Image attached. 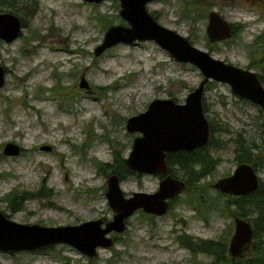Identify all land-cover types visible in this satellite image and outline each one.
<instances>
[{"label": "rangeland", "instance_id": "1", "mask_svg": "<svg viewBox=\"0 0 264 264\" xmlns=\"http://www.w3.org/2000/svg\"><path fill=\"white\" fill-rule=\"evenodd\" d=\"M27 1L33 4L32 18L26 19L17 39L0 43V63L7 68L6 82L0 89V210L17 222L44 226L111 219L113 211L105 196L106 177L94 165L112 158L104 139L119 141L121 154L126 157L132 139L139 134L127 132L126 118L144 111L155 98H173L183 103L203 76L198 67L176 61L152 41L119 43L95 55L94 48L106 29L97 21L98 15L111 17L112 24L126 25L114 0ZM147 9L159 12L158 21L183 36L196 33L194 46L243 68L251 61L247 45L264 33V0H208V5L200 6L205 15L195 26L179 19L178 0L152 1ZM211 9L230 23L242 24L243 29L228 40L208 42L205 28ZM82 77L88 88L79 85ZM209 83L203 92L205 115L228 131L216 134L222 148L212 154L220 157L219 162L199 184H207L208 200L216 197L210 184L230 175L237 165L234 140L244 138L264 144V109L241 99L225 83ZM57 85L71 93L67 107L60 106L61 98L53 90ZM92 134L94 138L84 146L86 136ZM7 142L24 150L18 155H4L2 149ZM42 145L51 146L50 151L41 149ZM257 175L264 181V162ZM158 181L155 174H142L122 179L120 186L130 195L134 191L152 192ZM41 183L47 196L36 195ZM14 189L24 196L17 209L11 208L5 198ZM185 197L181 193L171 211L148 223L136 212L128 219L124 232L112 233L119 240L115 239L109 248H98L91 259L69 245L55 244L48 251L68 257V264L208 262L210 256L191 255L178 244L176 235L187 233L214 241L225 235L229 243L234 231L233 216L219 214L225 204L222 197H216L219 209L209 207L200 215L181 201ZM228 243L225 253L234 260L228 253ZM0 264H62V260L47 252L0 250Z\"/></svg>", "mask_w": 264, "mask_h": 264}, {"label": "water", "instance_id": "2", "mask_svg": "<svg viewBox=\"0 0 264 264\" xmlns=\"http://www.w3.org/2000/svg\"><path fill=\"white\" fill-rule=\"evenodd\" d=\"M100 3L103 0H86ZM119 15L127 25L114 24L107 27L102 42L94 48L99 55L106 48L118 43L151 40L176 61L191 63L203 75L199 84L185 97L184 103L172 98H156L147 108L126 121L129 133L140 135L133 139L132 148L125 159L126 166L137 173L163 174L158 188L153 192L135 191L125 196L118 175L106 178L105 195L114 212L106 221L91 219L73 225L43 226L19 223L8 218L0 210V250H33L51 244H68L88 257H95L97 248L110 247L114 243L111 232L121 233L126 227V219L141 209L157 216L164 215L170 206L169 199L180 194L185 183L171 176L166 165V154L179 150L192 151L206 145L210 140V125L203 111L202 96L209 80L229 85L238 97L264 108V86L255 71L228 63L213 57L189 40L160 24L147 10V3L156 0H117ZM205 32L210 42H218L232 36V26L219 12L212 9L207 14ZM20 32V20L11 12H0V39L11 42ZM6 69L0 64V89L5 85ZM80 86L87 82L81 78ZM49 151L51 146L42 145ZM20 147L7 142L4 155H18ZM210 186L231 196H242L254 192L259 186V177L249 163H238L230 175L215 180ZM234 231L228 243V253L239 257L249 250L253 239V227L248 219L234 215Z\"/></svg>", "mask_w": 264, "mask_h": 264}, {"label": "trees", "instance_id": "3", "mask_svg": "<svg viewBox=\"0 0 264 264\" xmlns=\"http://www.w3.org/2000/svg\"><path fill=\"white\" fill-rule=\"evenodd\" d=\"M116 8H119V3L113 1ZM179 3V19L190 22L195 26L196 22L204 17L200 9L201 5H208V0H178ZM0 11H10L15 13L19 19H21L22 26L26 25L27 17H31L34 9L33 4L28 1L20 0H0ZM156 19L160 18L159 12H151ZM118 16V15H117ZM99 20V24L104 27H108L113 23L111 17L105 15H98L96 17ZM233 35L236 36L243 29V25L239 23H232ZM196 35L191 34L187 36V39L191 43L194 42L193 38ZM1 42V40H0ZM209 47L212 46L208 43ZM250 47V48H249ZM247 52L250 61V66L256 68L260 81L264 84V33L254 39V43L247 45ZM210 81L209 84H211ZM100 89H104L101 87ZM53 90L61 97L62 104H69L71 102V93L67 92L64 87L56 86ZM4 98L8 101L10 99L7 96ZM61 106V104H60ZM8 110V109H7ZM9 115V111H6ZM211 138L206 146L194 149L193 151L180 150L175 153L167 155V164L169 168L176 174V170L180 173V177L186 183V198L181 201L185 204H191L195 211L199 214L204 212L205 209L211 207H217L216 197H222L224 199V206L220 207L219 214L225 213L232 216L236 215L242 218H248L253 226V240L250 246L251 252L244 257H238L231 260V257L226 255L225 249L227 248L228 237L223 236L220 241L214 242V240H204L202 238H195L191 235L178 236L179 242L185 246L191 255L196 256L197 253H204L211 257L208 262L199 261L194 264H264V181L260 178L258 188L247 195L231 196L225 195L217 190L216 197L208 200L207 190L209 189L207 184L199 185L200 182L209 174H212L219 162L220 157L215 156L212 152L215 149L222 148V143L216 138L218 132H227L225 128L218 127L212 120L209 119ZM264 127V122L262 123ZM94 138V135L86 136V140L83 141L84 146L88 145ZM111 146L112 161H97L95 162L98 173H102L104 176H108L110 173H116L120 180L128 176L139 177L140 174L135 173L127 168L123 155L121 154V145L115 141V139H107ZM234 160L237 163L246 162L253 166L255 170H258L261 164L264 162V144L255 141H248L244 138H237L234 140ZM24 150V149H22ZM228 174V173H227ZM226 175V174H225ZM224 175V176H225ZM179 176V175H178ZM36 193L37 196H47L49 193L43 187ZM30 195V194H28ZM31 196V195H30ZM6 200L9 202L10 207L18 208L21 204V199L24 196H19L14 189L5 195ZM255 211V214H254ZM142 217L146 219H153L154 216L141 213ZM202 216V215H201ZM219 251L221 253H219ZM62 260V264H68L70 260L68 257L56 255ZM92 264V263H91Z\"/></svg>", "mask_w": 264, "mask_h": 264}, {"label": "flooded vegetation", "instance_id": "4", "mask_svg": "<svg viewBox=\"0 0 264 264\" xmlns=\"http://www.w3.org/2000/svg\"><path fill=\"white\" fill-rule=\"evenodd\" d=\"M249 67V69H252L253 68V66H248ZM247 67V68H248ZM168 172H169V174L171 175V176H173V177H175V178H179V177H177L178 175H176L169 167H168ZM160 176V175H159ZM161 176H164V175H161ZM161 178V177H160ZM175 199V198H174ZM174 199L172 200H170V207H172L173 205L175 206V203H176V201H174ZM72 248V247H71ZM72 249H74V248H72ZM246 253H248V251H246V252H244L241 256H244V255H246ZM241 256H239V257H241ZM234 258H238V257H234Z\"/></svg>", "mask_w": 264, "mask_h": 264}]
</instances>
